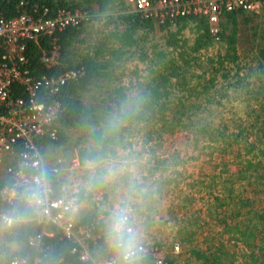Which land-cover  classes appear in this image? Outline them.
<instances>
[{"label":"rangeland","instance_id":"374dc122","mask_svg":"<svg viewBox=\"0 0 264 264\" xmlns=\"http://www.w3.org/2000/svg\"><path fill=\"white\" fill-rule=\"evenodd\" d=\"M115 6L107 16L115 17L122 13V5ZM82 8L84 9V6ZM127 9L123 10L130 14L131 8ZM87 24L86 30L91 27L99 31L113 28V25L103 28V25L95 20ZM251 25H257L264 30V10L248 26ZM157 29L148 35L142 31L138 32L136 36H140L142 41H139L133 55L125 53L108 68L112 74L107 84L109 90L122 89L123 93L129 96L128 100L138 99L139 96L148 97L149 91L145 90V85L149 84L153 75L151 70L154 68L149 61L154 53L156 55L159 52H169L164 45L166 36ZM240 34L236 43V63L225 62L222 68L218 67L217 63L208 64L209 58L217 60L218 52L224 54L223 42L219 40L209 47L205 54L200 55L201 68L191 67L188 70L186 81L189 84L184 86L185 90H169L168 98L175 102L174 104L181 98L187 106L185 112L188 117L181 123L187 126V130H181V124H176L171 111H167L163 118H169L168 124L149 123L140 131L127 134L123 140L127 141L125 148L119 146L115 155L108 156L119 163L122 171L107 187L114 189L117 201L122 197H131L142 225L143 240L158 242L167 250H170L174 243L180 245L179 254H169L171 264H244L243 255H249V250L235 242L237 235H230L221 222L225 220L226 225L231 226L238 220L234 215V203L238 202V196L250 198L251 201L257 200L254 202L255 208L264 206V191L261 187L259 190L254 189V186H247L246 182L233 184V200H230V204L229 190L226 189L229 188V179L232 182L241 175L246 164L244 151H241L242 159L234 158L235 155L231 154V151H238L239 147L243 150L245 147V140L235 139L232 134L241 128L247 142H251L255 139L257 130L251 127V115L257 110L254 91L259 83L255 82L252 74L256 61L250 60L255 57L258 47L255 46L256 43H251L248 36ZM193 37L189 28L184 30L183 38H187V44H192ZM80 47L79 50L84 52V45ZM217 67L220 71L214 73L213 69ZM197 76L201 78L198 79ZM210 79L213 80V86L206 94H202L203 86L209 84ZM140 82V86L145 87L138 86ZM236 82H240L239 87L234 89ZM100 94L96 96L99 97ZM160 116L158 115V118ZM191 122L194 125L189 126ZM203 127L206 131L200 133L199 130ZM86 131L68 132L66 146L48 149L43 153L51 159L58 156L65 159H74L76 156L78 158L79 147L90 145ZM255 153L257 152L253 154ZM248 157L250 158V155ZM260 169H263L261 173H264V167ZM84 170L86 171L85 167L82 173ZM251 173L258 183L264 182L257 178L258 175L256 176L253 170ZM214 175L217 177L213 178ZM3 179L4 168H0V181ZM81 188L86 189L83 185ZM244 210L242 209L243 212ZM7 218L10 217L0 210V263L9 256L8 252L6 254L3 250L4 247L13 250L17 248L5 239L7 228L11 226L5 222ZM259 244L260 242H257V245ZM218 248H221V251L227 250L228 256L221 255L215 262L212 261V255ZM192 251L203 252L209 260L205 263L202 259H196ZM252 252L257 254V249L252 248L250 253ZM258 262L261 263V260Z\"/></svg>","mask_w":264,"mask_h":264},{"label":"trees","instance_id":"16d2710c","mask_svg":"<svg viewBox=\"0 0 264 264\" xmlns=\"http://www.w3.org/2000/svg\"><path fill=\"white\" fill-rule=\"evenodd\" d=\"M119 4L122 5L120 11L126 8L121 0H81V2L76 0H0V15L6 19L14 18L22 13L33 14L34 10L40 13L43 8H47L49 16L57 8L81 9L89 14L88 20L81 22L77 27H69L55 34L60 51L59 65L55 68L45 69L39 60V50L32 43L27 45L25 53L28 69L36 78L55 76L67 70L83 68V75L77 80L66 82L54 97L59 101L62 109L52 127L56 134V140L39 139L37 145L41 147L42 153L48 149L53 150L66 146L69 139L68 132L78 130L84 133L87 130L86 138L90 145L79 147V160L83 163L86 156L95 154V144L100 135L102 123L110 114L118 112L129 97L123 93L122 89L109 90L107 84L110 82L112 74L108 68L125 53L133 55L134 49L140 43L139 41H142L140 36H136L140 31L148 35L158 28L157 31L166 36L164 45L169 52H159L156 55L154 53V56L151 57L149 62L154 67L151 70L152 78L149 84L145 85L146 87L140 86L141 82L138 84V86L145 87V90L149 91L148 97L131 98L135 102L134 110L128 117L126 126L105 141V154L113 156L117 147L125 148L127 144V141H123L125 136L140 131L149 123L161 124L162 122V125L168 124L169 118L167 120L163 118L167 111H171L176 124H181L183 119L188 117L186 116L187 106L184 101L180 98L174 104L175 102L173 103L168 98L169 90L172 91L174 88L179 91L185 90L184 86L189 84L186 81L188 70L191 67L201 68L200 55L205 54V51L216 43L213 36L208 32L206 20L200 17H192L188 20L181 19L175 28H170L168 23L157 26V23L152 19L140 18L133 13H120L115 17L107 16V13L113 11L115 5ZM258 16L259 14H248L240 10L224 14L218 33L219 40L223 42L222 47L225 48L224 54L221 55L218 52L216 61L213 58L207 60L208 64L217 63L218 67L221 68L225 62L236 63L238 60L236 43L240 29H242L240 35L248 36L251 43H256L255 46L258 47L255 57L250 60L256 61L252 74L256 79L255 82L259 83L254 91L257 110H254L255 114L251 115L253 119L251 127L257 130L255 131V139L251 142H247V137L243 135L244 131L241 128L232 134L235 139H244L243 145L245 147L243 150L239 147L238 151H235L230 146L233 150L231 154L235 155L234 158L242 159L240 155L241 151H244L243 158L246 164L241 175L234 178L232 182L229 179V188H226L229 190V204L230 200H233V184L237 182H246L247 186H254V189L258 190L261 187L264 191V182L258 183L251 173L253 170L255 175H258L257 178L264 181V173H261L263 169H260L264 167V30L257 25L248 26ZM94 20L101 23L103 28L111 25L113 28H109L111 30L108 31L104 29L95 30L93 27L86 30V24ZM187 28L194 36L190 45L187 44V38H183V32ZM41 44L43 47H49L47 40L41 41ZM80 45H84V52L79 50ZM107 56L108 58L105 59ZM218 67L213 69L214 73L220 71ZM197 78L200 79L201 76H197ZM208 83L203 86V91H200L202 94H206L207 90L213 86V80H208ZM236 83L234 89L239 87L240 82ZM138 86L136 84V87ZM96 94H100V96L98 97ZM158 115L161 116L158 118ZM190 124L189 126L194 125L193 122ZM186 127L181 124L180 129L187 130ZM204 129L206 128L200 129V133H205L206 130ZM255 151L257 153L253 154ZM246 156L247 158H245ZM214 177L217 176L214 175ZM5 182V179L0 181V188ZM95 186L97 185L80 192L81 201L90 202L94 208L95 203L94 200L91 202V199L99 190ZM241 193L243 194V192ZM214 199L219 201L216 197ZM256 201L238 196V202L234 203L236 207L234 211L236 214L234 215L238 220L231 226H227L225 220L221 222L224 223L226 231L230 235H237L238 238L235 239V242L242 244L244 248L249 250V255H243L244 264H264V206L255 208L254 202ZM242 209H245L244 212ZM0 210L13 219L10 228H7L8 232L5 239L17 247L14 250L10 247L3 248L9 256L5 257L1 262L2 264H9V258L13 255L26 258L29 264H33L35 258L41 260L40 264H82L77 255L71 252L72 244L64 238H59L60 233L56 227L49 226L47 231L53 233L52 237L42 236L39 247L29 244V238H35L40 234L41 226L37 225L32 210L23 202L15 201L12 205H7L0 199ZM83 213V209L77 211L79 216L77 223L79 224H84L87 218L96 215L95 210L92 209H89L85 214ZM18 217L24 221L15 222L14 219ZM229 218L231 217L229 216ZM257 242H260L261 245H257ZM252 248L257 249V254L250 253ZM103 249L105 248L103 247ZM103 249H98L97 252L103 255ZM226 251H221V248H218L212 255L214 258L212 261L217 262L221 255L228 256ZM192 253L196 259H202L205 263L209 260L203 252L192 251ZM259 260L261 263L258 262Z\"/></svg>","mask_w":264,"mask_h":264},{"label":"built area","instance_id":"2783aa9c","mask_svg":"<svg viewBox=\"0 0 264 264\" xmlns=\"http://www.w3.org/2000/svg\"><path fill=\"white\" fill-rule=\"evenodd\" d=\"M131 13L152 19L157 26L168 23L175 28L181 19L200 17L206 20L208 32L219 41L220 22L224 14L240 10L260 14L264 0H124ZM51 15V14H50ZM89 14L81 9L57 8L51 16L47 8L39 13H22L6 19L0 15V168H4L5 184L0 188V199L7 205L15 201L27 207L26 192L33 179L43 175L47 181L45 203L39 209L31 207L40 234L29 238V244L40 246L42 236H52L47 230L55 226L74 247L82 264H111V257L103 249L104 219L108 209H102V194H95L92 207L96 215L84 224L77 223V211L84 201L77 194L81 190L82 170L77 160L69 163L60 157H47L37 145L39 139L56 140L53 124L61 113V105L54 97L68 81L83 75V68L67 70L53 76L34 77L28 69L26 48L32 43L39 50V60L45 69L59 65L60 51L55 34L66 28L77 27L87 21ZM47 40L49 47L41 41ZM15 222L24 221L15 218ZM10 225L13 219L7 218ZM102 243V244H101ZM95 246V247H92ZM103 249V255L97 250ZM181 251L178 243L167 250L158 242L143 240L139 264H171L169 254ZM35 258L33 264H40ZM9 264H29L26 258L11 256Z\"/></svg>","mask_w":264,"mask_h":264},{"label":"clouds","instance_id":"9594fccd","mask_svg":"<svg viewBox=\"0 0 264 264\" xmlns=\"http://www.w3.org/2000/svg\"><path fill=\"white\" fill-rule=\"evenodd\" d=\"M125 7V9L129 8L126 5ZM122 13H125L124 10ZM134 103L131 99L125 101L118 112L110 114L102 123L100 135L95 144V154L86 156L83 161L85 169L89 172V188L96 184L113 183L122 171L119 163L105 154L104 145L108 138L116 135L126 126L127 119L134 110ZM98 192L100 191L98 190L95 194ZM46 196V178L43 175L35 177L26 192L28 206L39 209L44 205ZM86 204L90 207L85 206L82 209L93 210L90 202ZM142 243L143 229L133 201L130 196L122 197L110 206L104 219L103 245L111 257V264H139Z\"/></svg>","mask_w":264,"mask_h":264},{"label":"crops","instance_id":"0c3cea01","mask_svg":"<svg viewBox=\"0 0 264 264\" xmlns=\"http://www.w3.org/2000/svg\"><path fill=\"white\" fill-rule=\"evenodd\" d=\"M88 174H89V172H87V170L86 171L84 170V173H82L83 179L81 180V182H82L81 185H83L86 189H91L93 187H90V188L88 187V184H89V176H87ZM96 185L97 186H95V188L96 189H99L100 190V193L102 194V198H103V201H102V204H103L102 205V209H104V211H105L106 209H109L112 204H114L115 202H117V199H115L116 196L114 195V189L113 188H111V189L108 188L107 185H101V184H96ZM107 188H108V190L109 189L110 190L108 191ZM87 202L88 201L84 202L81 205L80 209L81 208H84L85 206L86 207H90L88 204H86ZM134 206H136V205L134 204ZM86 211L87 210L83 211L84 212L83 214H85ZM97 253L100 254V252H97Z\"/></svg>","mask_w":264,"mask_h":264},{"label":"bare ground","instance_id":"6f19581e","mask_svg":"<svg viewBox=\"0 0 264 264\" xmlns=\"http://www.w3.org/2000/svg\"><path fill=\"white\" fill-rule=\"evenodd\" d=\"M58 157H60V158H62V159H64L65 161H66V163H69V161L71 160V159H73V158H64L63 156L61 157V156H58ZM76 158H77V156H76ZM52 160H54V158L52 159ZM77 160H78V162H79V164L81 165V166H83L84 167V165H83V163H81V161L79 160V157L77 158ZM81 190H82V188H81ZM81 190H80V192H81ZM80 192H78V194H77V197H78V199H79V201H81V199H80ZM82 209V208H81ZM53 227H55V226H53ZM58 229V228H57ZM47 230V229H46ZM47 233H48V231H47ZM51 233V232H50ZM53 234V233H52ZM47 237H50V236H47ZM52 237V236H51ZM65 239V238H64ZM67 240V239H66ZM68 241V240H67ZM69 243H71L70 241H68ZM72 244V248L74 247V243H71Z\"/></svg>","mask_w":264,"mask_h":264}]
</instances>
